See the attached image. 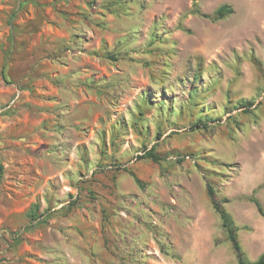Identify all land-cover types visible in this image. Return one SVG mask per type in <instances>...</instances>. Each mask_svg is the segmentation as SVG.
I'll return each instance as SVG.
<instances>
[{
	"label": "rangeland",
	"instance_id": "rangeland-1",
	"mask_svg": "<svg viewBox=\"0 0 264 264\" xmlns=\"http://www.w3.org/2000/svg\"><path fill=\"white\" fill-rule=\"evenodd\" d=\"M0 164V264L256 261L264 0H0Z\"/></svg>",
	"mask_w": 264,
	"mask_h": 264
},
{
	"label": "trees",
	"instance_id": "trees-1",
	"mask_svg": "<svg viewBox=\"0 0 264 264\" xmlns=\"http://www.w3.org/2000/svg\"><path fill=\"white\" fill-rule=\"evenodd\" d=\"M228 9H229L228 6L222 5L212 15L210 16L206 15L205 17L210 18L212 20L220 19L224 17L227 13H229ZM240 105H242V107L247 109L252 105V103L249 101H242L240 102ZM206 127L207 125L202 124V123H199V124L196 123L194 125V129H201V128H206ZM141 157L151 159L154 162H158L161 159V157L158 154H156L154 151H151V150L145 152L144 155ZM1 175H2V166L0 164V177ZM207 194L210 197L213 209L215 210V212L218 214L220 218L221 225L226 232L227 239L232 244V248L235 252L236 259H237V264H264V253L261 256H259L257 260L254 262H251L246 258L238 242V239H237L238 228L235 226L232 216L223 206H221L215 201L214 192L212 188H210L209 186H208ZM249 201H251L256 206L258 213L264 217V210L260 202L258 201V199H256L252 195L249 197ZM29 218L31 221H35L40 218V215L37 214V207L30 212ZM45 221H46L45 219H42V220L37 221L36 224L40 222H45Z\"/></svg>",
	"mask_w": 264,
	"mask_h": 264
}]
</instances>
